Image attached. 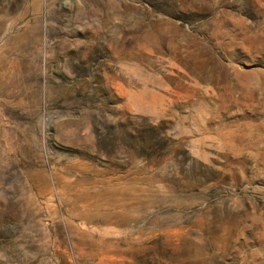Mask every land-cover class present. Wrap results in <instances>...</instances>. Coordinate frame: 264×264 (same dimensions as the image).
I'll use <instances>...</instances> for the list:
<instances>
[{"label": "rangeland", "instance_id": "rangeland-1", "mask_svg": "<svg viewBox=\"0 0 264 264\" xmlns=\"http://www.w3.org/2000/svg\"><path fill=\"white\" fill-rule=\"evenodd\" d=\"M0 264H264V0H0Z\"/></svg>", "mask_w": 264, "mask_h": 264}, {"label": "bare ground", "instance_id": "bare-ground-1", "mask_svg": "<svg viewBox=\"0 0 264 264\" xmlns=\"http://www.w3.org/2000/svg\"><path fill=\"white\" fill-rule=\"evenodd\" d=\"M109 212V211H108ZM114 212V211H113ZM103 214V213H102ZM107 214V213H106ZM128 214V213H127ZM110 215V214H109ZM120 215V214H119ZM121 216V215H120ZM87 217V216H86ZM127 217V216H126ZM99 218V217H98ZM124 220V219H123ZM112 221H114V220H112ZM108 223V222H107ZM121 226V225H120ZM103 245H104V243H103ZM107 245V244H106ZM105 246V245H104ZM106 251V250H105Z\"/></svg>", "mask_w": 264, "mask_h": 264}]
</instances>
